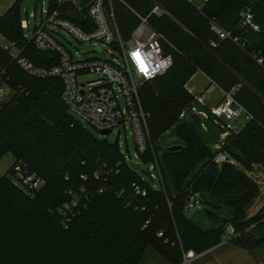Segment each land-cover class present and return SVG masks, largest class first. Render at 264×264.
Instances as JSON below:
<instances>
[{"label": "trees", "instance_id": "obj_1", "mask_svg": "<svg viewBox=\"0 0 264 264\" xmlns=\"http://www.w3.org/2000/svg\"><path fill=\"white\" fill-rule=\"evenodd\" d=\"M20 1L0 13V36L38 67L57 64L56 54L39 51L25 37ZM81 1L85 6L90 0ZM121 1L113 4L123 39L140 24L138 14L164 36L174 61L168 73L140 90L150 114V146L140 159L147 164L157 158L165 185L151 188L119 147L83 127L62 99L61 79L28 75L0 45V88L9 91L0 99V160L7 154L15 158L0 177V264H142L149 249L168 264H182L189 252L220 245L228 225L238 234L235 239L252 235L254 249L264 248V204L257 214H247L261 196L253 174L264 166V66L257 62L264 59V0H208L201 8L188 0ZM156 5L162 16L152 14ZM247 10L258 31L240 27ZM211 22L231 38L220 39ZM198 71L224 92L238 87L237 101L253 115L223 149L237 165H217L197 126L179 120L194 100L184 86ZM169 131L184 149L160 154V140ZM18 167L44 180L34 197L14 183ZM136 187L147 196L138 195ZM191 191L233 212L213 218V203L201 199L214 223L203 230L184 211ZM75 199L76 215L65 227L61 208Z\"/></svg>", "mask_w": 264, "mask_h": 264}, {"label": "built area", "instance_id": "obj_2", "mask_svg": "<svg viewBox=\"0 0 264 264\" xmlns=\"http://www.w3.org/2000/svg\"><path fill=\"white\" fill-rule=\"evenodd\" d=\"M188 1L201 8L208 0ZM113 2L114 0H90L83 6L81 0H51L49 9L46 11L47 21L36 25L31 39H28L39 51L57 55V64L48 68L33 64L21 55V51L15 45L8 43L6 47L10 50L13 60L28 75L36 78L61 79L63 82L62 99L69 112L100 134L111 137L121 125L126 128V124L130 123L140 159V156L145 154L150 146L148 126L150 114L142 105L140 90L144 83L168 73L174 61L172 55L166 53L164 49L163 43L166 42L164 36L155 31L146 18L138 14L136 16L140 19V24L131 37L124 40L114 12ZM164 13L158 5L152 11V14L157 16H162ZM211 26L220 39L231 38L230 33L224 31L215 22H211ZM240 27L259 30L254 23L251 10L242 14ZM22 28L30 29L29 23L22 21ZM58 29L66 31L78 42L83 50L78 57L73 55L61 42L62 36ZM216 44V41L211 43L212 46ZM105 48H110L111 51ZM104 53H108L106 59L98 56L84 58L85 55ZM257 62L264 66L263 58L257 59ZM91 77L95 79L87 80ZM237 91L238 87H235L229 92H224V100L211 110L215 119L230 135L239 134L245 125L253 120V115L237 101ZM8 94L7 88H0V99H4ZM122 99L124 106L121 104ZM199 102L202 103V99H199ZM107 131L110 132L109 135L105 134ZM118 131H120L121 140L122 130ZM214 162L219 166L224 163L237 165L226 152L217 153ZM139 163L142 164L143 169L145 164L141 159ZM152 163L151 168H147L149 173L155 170L159 181L162 182L158 160ZM16 173L14 183L30 197H34L45 184L38 175L23 173L19 167ZM151 177L156 178L153 174ZM135 189L138 195L147 196L145 190L139 187ZM77 202L78 199H75L72 204H65L61 208L65 227L76 215L73 207ZM184 209L188 215L202 209L200 197L191 194ZM225 235L229 238L238 236L231 225L226 227Z\"/></svg>", "mask_w": 264, "mask_h": 264}, {"label": "rangeland", "instance_id": "obj_3", "mask_svg": "<svg viewBox=\"0 0 264 264\" xmlns=\"http://www.w3.org/2000/svg\"><path fill=\"white\" fill-rule=\"evenodd\" d=\"M16 2L17 0H0V13L1 14L5 13ZM50 2L51 0H35V2L30 7L26 6L25 0H21L19 2L20 17L22 21H26L30 25V29L24 30V35L27 39H31L33 35V30L36 27V25H39L42 22L47 21L46 11H48L49 9ZM58 32L62 36L61 42L67 47V49L73 55L78 57L79 54L83 52L78 42L66 31L62 29H58ZM0 45L3 47L8 45L6 40L1 36H0ZM105 50L111 51L110 48H105ZM95 56H98L99 58L102 59H106L108 57V53L99 54V55L98 54L85 55L84 58H92ZM198 72H202V71H198ZM198 72H196L191 77V79ZM90 79L93 80L95 78L94 77L87 78V80ZM191 79H189V81L185 84L184 89L193 97L194 100L188 108L184 109V111L181 113L179 117V120L186 121L190 124L194 123L197 126L199 132L202 134L203 138L205 139V142L209 145V147L212 149L215 155L219 152H224L223 149L225 147V144L229 141V138H231L232 136L215 119V117L212 114V111L205 109L199 102L198 98L195 95H193V93L187 90L189 88L188 84L191 81ZM121 104L124 106L123 99L121 100ZM182 114H184V117H182ZM199 115H204V118L198 119ZM78 120L83 125V127L95 138L100 140H107L110 143L114 142L118 130L119 129L122 130V137L120 140V150L125 160L127 161V163L140 162V159L138 157L136 142L133 135V130L130 123L126 124V128H124L123 125H121L119 128H117L114 131L111 137H107L105 135L100 134L93 127L89 126L80 119ZM174 145L183 146L182 142L178 139L177 135L172 131H169L160 140V147H161L160 154L163 153L166 149H168V147ZM9 157L11 156H8L6 158L3 157L0 160V169L5 170L9 166L8 165ZM156 159L157 158H155V160ZM152 164H153L152 162L145 164L143 166L142 171L140 172V176L143 180L147 182V184L151 188L158 190V188L161 187V184L163 186L165 185V182L163 179L161 167H160V171H161L162 182L159 181L157 172L155 170H152L151 173H149L147 168H151ZM152 174L155 175L156 178L153 179L151 177ZM253 177L260 184L261 196L256 200V202L252 207L247 209L248 216H253L257 214L261 206L264 204V166L257 167L256 171L253 174ZM165 180L170 182L169 177H167V179ZM191 193L198 195L200 199H202V201L205 203L207 202L213 203V208H210L212 209L211 211L214 214L212 216L213 218L214 216H218V217L221 216L225 218L228 217L233 212L231 206H228L226 204L220 207L217 205L218 202L216 200L211 199L210 197H208L203 193L195 192V191H191L190 194ZM221 198L224 199L225 197L221 195ZM204 208L207 209L208 206H206L205 204V207H203L202 205V209L190 213L189 217L198 225V227H200L203 230H208L214 227V223L211 220L212 219L211 217L206 216L204 212L205 210H203ZM254 242H255V236L252 235H242V237L239 239L229 238L227 235H224L222 237V243L220 245H218L213 249L205 251L201 254H196L193 251L189 252L185 256L184 262L182 264H264V248L259 250L254 249ZM142 264H168V262L153 249H149Z\"/></svg>", "mask_w": 264, "mask_h": 264}, {"label": "crops", "instance_id": "obj_4", "mask_svg": "<svg viewBox=\"0 0 264 264\" xmlns=\"http://www.w3.org/2000/svg\"><path fill=\"white\" fill-rule=\"evenodd\" d=\"M188 89L195 95L198 100L202 99L201 105L211 111L224 100V91L214 84L204 73L198 72L189 82ZM9 157V166L3 170L0 169V177L7 174L9 169L15 163V158L12 154H7L4 158Z\"/></svg>", "mask_w": 264, "mask_h": 264}, {"label": "water", "instance_id": "obj_5", "mask_svg": "<svg viewBox=\"0 0 264 264\" xmlns=\"http://www.w3.org/2000/svg\"><path fill=\"white\" fill-rule=\"evenodd\" d=\"M33 3H34V0H25V4L27 7H30ZM200 116L202 118H204V115H200ZM105 134L109 135L110 132L107 131V132H105ZM113 144L117 147L120 146V131H118L117 136H116ZM183 149H184V147L181 145H174V146L168 147L169 152H177V151H181ZM129 167L135 172H141L142 171V164L141 163L131 162V163H129Z\"/></svg>", "mask_w": 264, "mask_h": 264}]
</instances>
